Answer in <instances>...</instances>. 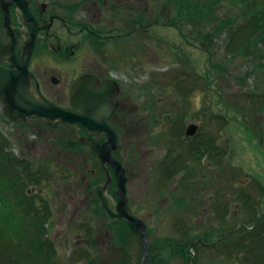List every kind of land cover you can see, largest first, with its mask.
Instances as JSON below:
<instances>
[{
	"label": "rangeland",
	"instance_id": "rangeland-1",
	"mask_svg": "<svg viewBox=\"0 0 264 264\" xmlns=\"http://www.w3.org/2000/svg\"><path fill=\"white\" fill-rule=\"evenodd\" d=\"M122 1L127 7L116 24L125 30L132 22L140 26L138 34L127 37L132 42L125 45L118 77L126 104L120 132L131 177L128 198L147 228L148 264H264V247L240 250L245 238L235 232L251 228L254 214L264 210V47H258L260 55L241 48L253 31L244 21L242 29L236 24L233 41L241 51L231 57L224 49L225 34L212 36L207 17L176 25L172 0ZM213 11L219 18L238 14L225 4ZM107 12L101 16L109 19ZM35 62L39 73L62 68L52 52ZM189 124L197 128L186 136ZM30 131V124L6 120L0 104V166L5 167L0 186L12 189L6 199L0 194V264H56L51 257L59 264H80V248L73 255L67 247L58 256L42 253L49 214L29 203L24 161L15 155V138L29 140ZM14 166L24 176L17 173L19 181L13 178ZM109 229L110 253L104 254L98 242L91 264H140L138 234L122 224Z\"/></svg>",
	"mask_w": 264,
	"mask_h": 264
},
{
	"label": "flooded vegetation",
	"instance_id": "flooded-vegetation-1",
	"mask_svg": "<svg viewBox=\"0 0 264 264\" xmlns=\"http://www.w3.org/2000/svg\"><path fill=\"white\" fill-rule=\"evenodd\" d=\"M22 1L28 5L36 21L47 27L37 31L27 66L32 76L29 80L34 94L39 93L59 109L74 112L70 102V91L78 78L90 76L98 81V85L95 84L97 86L103 82H112L116 86L117 106L107 122L119 133L122 146L119 150L113 151L111 156L124 169L126 211L145 225L139 216V207L128 198L131 177L128 166L123 162L124 140L120 132L125 121L126 104L123 98V82L121 77H118L122 59L127 52L125 45L128 41L132 42L127 37L131 33L138 34L140 26L132 22L131 29L125 30L122 24H116L127 7L126 5L122 7V0L112 5L102 0L100 4L103 8L99 6L97 0ZM104 9L111 14L109 19L101 16L106 11ZM17 11L15 0H0V40L8 39L4 29L6 19L13 28L21 27L17 22ZM50 52L62 68L45 71L41 69L39 73L37 63L33 64V60L42 54L47 57ZM0 66L6 68L7 62L1 61ZM115 71V74L111 73ZM22 124H30L29 133H32L29 140L24 138V142L15 138L19 143L15 155L24 161L28 177L26 197L30 200L29 203L32 202L45 211V215L49 214L44 223L47 233L42 253L51 257L49 251L56 252L58 256L67 247L68 254L71 255L76 248L79 253L80 248L84 257L80 264L93 262L98 242L103 245L104 254L110 253L113 235L109 227L122 224L128 229L127 220L116 218L113 222H108L105 210L100 207L99 201L90 193V189L94 186L103 187L107 183L104 193L116 203V179L111 165H105L108 177L103 164L95 159L87 145H69V131L59 122L52 127L46 121L33 116L22 121ZM77 134L78 139L88 136L85 130H78ZM48 172L55 173L56 176L50 173L49 179ZM101 174L104 176L103 180L100 179ZM51 258L56 264L60 263L57 257Z\"/></svg>",
	"mask_w": 264,
	"mask_h": 264
},
{
	"label": "water",
	"instance_id": "water-1",
	"mask_svg": "<svg viewBox=\"0 0 264 264\" xmlns=\"http://www.w3.org/2000/svg\"><path fill=\"white\" fill-rule=\"evenodd\" d=\"M15 3L18 8L17 22L21 27L13 28L6 19L4 29L8 39L0 40V62H7L6 68L0 66V102L5 118L10 122H17L35 116L52 127L59 122L69 131L70 146L87 145L95 159L101 161L105 172H107L105 165H111L116 179V203L104 193L107 183L103 187L94 186L90 193L95 195L100 207L105 210L108 222H113L116 218L127 220L128 229L138 234L142 243L143 256L140 264H148L150 250L145 225L126 211L124 169L111 156L113 151L119 150L122 146L119 133L107 122L117 106L116 86L112 82H103L97 86L98 81L90 76L78 78L70 91V102L74 112L59 109L39 93L34 94L30 88L29 79L32 76L27 66L37 31L47 27L36 21L24 1L15 0ZM196 128L195 124L187 125L186 136L193 135ZM78 130H85L88 136L78 139ZM107 176L109 177L108 172Z\"/></svg>",
	"mask_w": 264,
	"mask_h": 264
},
{
	"label": "trees",
	"instance_id": "trees-1",
	"mask_svg": "<svg viewBox=\"0 0 264 264\" xmlns=\"http://www.w3.org/2000/svg\"><path fill=\"white\" fill-rule=\"evenodd\" d=\"M174 4L176 5V18H175V24L177 25L178 23H186V25L189 24H195L194 22L197 20L198 22L205 18L208 20L212 21V30L210 34L214 37L219 36L222 34H225L226 40L224 41V49L230 51L229 53L231 57H234L238 55V52L241 50H236L240 49V47L235 46L236 43H234V34H235V26L238 24V26L245 27L246 24V29H249L252 31L250 33V42H246L241 48L243 47L244 49H248V47H251V51L248 52L249 54L254 53L256 54L257 52H260V49L258 48L260 44L261 46L264 47V0H207L209 2V5L206 6H201V3H194L196 0H172ZM222 4H225L228 9H236L238 14L235 15L234 17H229L232 16H224V18H219L218 15H214V9H217L218 7H221ZM240 4V5H239ZM241 13V14H240ZM243 15V16H242ZM207 17V18H206ZM235 18V19H232ZM239 18H242V22L239 23L237 20ZM231 20V21H230ZM245 21V24H244ZM210 34L207 35L210 36ZM249 34V33H248ZM211 36V38H212ZM244 37V34L242 33L241 36V41ZM211 45V44H210ZM236 48V49H235ZM234 54V56H233ZM260 55V53H259ZM261 56H264L261 54ZM22 123V122H20ZM23 125V124H22ZM0 136V140H1ZM25 141L23 137H19V140ZM4 139V138H3ZM5 143V142H4ZM3 146V145H2ZM18 167V166H17ZM16 166H14V171L13 172V178L15 180L19 181V176L24 177L23 174L20 173V168L18 169ZM0 168L4 170V166L1 165ZM25 172V169L24 171ZM4 173V172H3ZM19 176H18V174ZM14 180V181H15ZM18 181H15L18 184ZM12 190L11 188H5L3 186H0V194L3 195V197L6 199V196L8 195V192ZM254 220V225L251 226V228L247 229L244 226H241L237 229V231L242 235V237L245 238L244 242L238 246L240 250H244L246 252H251L254 251L257 248L264 247V236H262L260 239H256L255 234L262 233L264 234V210H261L259 212H256L253 216ZM258 230V231H256ZM233 231V234H236ZM262 240V242H261Z\"/></svg>",
	"mask_w": 264,
	"mask_h": 264
}]
</instances>
